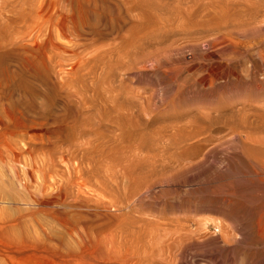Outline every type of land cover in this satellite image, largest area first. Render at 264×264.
<instances>
[{
    "label": "rangeland",
    "instance_id": "rangeland-1",
    "mask_svg": "<svg viewBox=\"0 0 264 264\" xmlns=\"http://www.w3.org/2000/svg\"><path fill=\"white\" fill-rule=\"evenodd\" d=\"M263 85L264 0H0V264H264Z\"/></svg>",
    "mask_w": 264,
    "mask_h": 264
},
{
    "label": "bare ground",
    "instance_id": "bare-ground-1",
    "mask_svg": "<svg viewBox=\"0 0 264 264\" xmlns=\"http://www.w3.org/2000/svg\"><path fill=\"white\" fill-rule=\"evenodd\" d=\"M212 78V77H211ZM255 84V83H254ZM260 84V83H259ZM257 86V84H256ZM261 86V85H260ZM264 86V85H263ZM259 87V85L257 86V88ZM259 89V88H258ZM263 90V89H262ZM261 142H264V139H261ZM259 211V210H258ZM264 238V237H263Z\"/></svg>",
    "mask_w": 264,
    "mask_h": 264
}]
</instances>
